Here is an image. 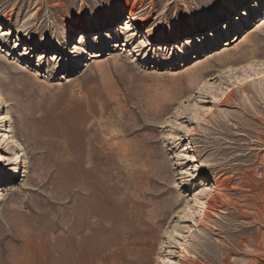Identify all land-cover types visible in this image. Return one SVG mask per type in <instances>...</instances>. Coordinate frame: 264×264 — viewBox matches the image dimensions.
Masks as SVG:
<instances>
[{"label": "rangeland", "instance_id": "374dc122", "mask_svg": "<svg viewBox=\"0 0 264 264\" xmlns=\"http://www.w3.org/2000/svg\"><path fill=\"white\" fill-rule=\"evenodd\" d=\"M0 264H264V0H0Z\"/></svg>", "mask_w": 264, "mask_h": 264}, {"label": "bare ground", "instance_id": "6f19581e", "mask_svg": "<svg viewBox=\"0 0 264 264\" xmlns=\"http://www.w3.org/2000/svg\"><path fill=\"white\" fill-rule=\"evenodd\" d=\"M128 9H127V16H128V18H129V20H130V22H131V24L132 25H134L135 27H139L140 25H142L143 24V22H144V19L143 18H141L140 16H138V15H136L132 10H131V7H127ZM232 11V10H231ZM230 11V12H231ZM227 13H229V11L227 12ZM228 15V14H227ZM79 29L81 30V32L82 33H84V34H86L87 32H89V26H87V25H83V26H80L79 27ZM82 33L80 34L81 35V37L83 38V35H82ZM162 40H164L165 41V37H163V39ZM93 55H95V54H93ZM190 132L191 133H194L195 132V130L193 129V128H191L190 129ZM24 162V161H23ZM23 167H25V165L23 166ZM202 167L205 169V170H218L220 167H219V165L218 164H216V163H214V162H212L211 160H203L202 161ZM20 172H21V170H20ZM219 176V175H218ZM221 182L219 181V180H216V181H214V186L216 187V186H222V184H220ZM214 196V195H213ZM217 198V197H216ZM213 201V200H212ZM207 205H205L204 207H206ZM204 209H203V213H204ZM75 248H79L78 247V245H75ZM68 251H70V250H68ZM68 251H66V252H68ZM68 255H67V258H69V257H71L72 256V254H71V256H70V254L69 253H67ZM69 260V259H68Z\"/></svg>", "mask_w": 264, "mask_h": 264}, {"label": "snow or ice", "instance_id": "6c2138e0", "mask_svg": "<svg viewBox=\"0 0 264 264\" xmlns=\"http://www.w3.org/2000/svg\"><path fill=\"white\" fill-rule=\"evenodd\" d=\"M77 51H79V49H77Z\"/></svg>", "mask_w": 264, "mask_h": 264}]
</instances>
